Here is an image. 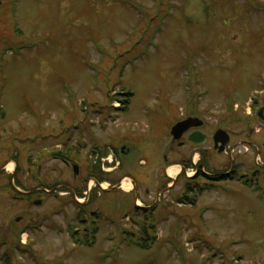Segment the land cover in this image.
<instances>
[{
    "label": "rangeland",
    "instance_id": "374dc122",
    "mask_svg": "<svg viewBox=\"0 0 264 264\" xmlns=\"http://www.w3.org/2000/svg\"><path fill=\"white\" fill-rule=\"evenodd\" d=\"M188 118L202 146L172 137ZM7 255L264 264V0H0V264Z\"/></svg>",
    "mask_w": 264,
    "mask_h": 264
},
{
    "label": "water",
    "instance_id": "95a60500",
    "mask_svg": "<svg viewBox=\"0 0 264 264\" xmlns=\"http://www.w3.org/2000/svg\"><path fill=\"white\" fill-rule=\"evenodd\" d=\"M263 110L260 112L259 116H262ZM203 124L199 119L195 118H188L182 122L177 123L171 130V135L175 141H179L182 139L184 134H186L188 131H190L193 128H199ZM190 142L197 146H202L206 141L207 137L200 133V132H195L190 136ZM230 143V136L228 135L227 132L223 130H219L216 132L214 135V144L215 148L219 151V153H222L225 151V148L229 145ZM56 156H60L67 160V158L61 156L60 154Z\"/></svg>",
    "mask_w": 264,
    "mask_h": 264
},
{
    "label": "trees",
    "instance_id": "16d2710c",
    "mask_svg": "<svg viewBox=\"0 0 264 264\" xmlns=\"http://www.w3.org/2000/svg\"><path fill=\"white\" fill-rule=\"evenodd\" d=\"M123 96H125L124 98L125 99H121V103L126 107L128 104H129V101H130V99H128L129 98V96H131V94H127V93H124V94H122ZM74 149L72 148V151H73ZM102 156H105V155H102ZM185 168H187V167H185ZM89 169H90V167H89ZM235 173L236 172H232V174H223L222 176H217V177H212V176H205V174L204 173H202V172H200V174H198V176L199 177H201V176H203V177H205L208 181H211V182H219V181H223L224 179L225 180H227V178L229 179H231L232 177L231 176H233V175H235ZM88 174H89V178L91 179V178H94V179H96L97 180V182L98 183H102V182H104V181H107L108 180V177L105 175V173H103L102 171H101V167H100V163L99 164H96V165H93L92 167H91V172H90V170L88 171ZM229 175V176H228ZM247 177V176H246ZM244 178V177H243ZM12 180H15V183H16V185L17 186H19V182H17L16 181V179H15V177H10V182L12 181ZM190 182H192V181H188V184L190 183ZM246 182H248V181H246ZM75 190V189H74ZM81 191L80 190H75L74 191V193L76 194V195H79V193H80ZM190 195H192L193 197L192 198H190L189 196ZM191 199L193 200L194 199V194L191 192V190L190 191H187V193H186V195H185V197H184V199H183V201H191ZM180 201H182V200H180ZM93 235V234H92ZM93 238H94V235H93ZM84 240H86V242L87 243H85L87 246H93V243H92V241L94 240H88V239H84ZM6 262H7V264H9L10 263V258L8 257V255H7V260H6Z\"/></svg>",
    "mask_w": 264,
    "mask_h": 264
},
{
    "label": "flooded vegetation",
    "instance_id": "af4514ba",
    "mask_svg": "<svg viewBox=\"0 0 264 264\" xmlns=\"http://www.w3.org/2000/svg\"><path fill=\"white\" fill-rule=\"evenodd\" d=\"M203 127H200V128H197V129H191L190 131H188L184 136H183V138L187 141V143H189L190 141V136L193 134V133H195V132H202V129ZM203 133V132H202ZM182 138V139H183ZM189 141V142H188ZM208 142V141H207ZM190 144V143H189ZM190 146H193V144L192 145H190ZM194 147V146H193ZM198 149H200V147L198 148V147H196L195 148V150H198ZM201 149H203V147H201ZM214 149H215V147H214ZM62 152H64V151H62ZM61 153V152H60ZM63 155H64V153H62ZM63 161V160H62ZM64 162V164L66 165V167H69V168H71L73 171H74V173L75 174H77V167H78V164L76 163V160H74V159H71L70 158V161H63ZM92 166H93V164H92ZM79 169V168H78ZM87 173H88V171L90 170V172H91V167H90V169H89V166H87ZM75 189V188H74ZM76 190V189H75Z\"/></svg>",
    "mask_w": 264,
    "mask_h": 264
},
{
    "label": "bare ground",
    "instance_id": "6f19581e",
    "mask_svg": "<svg viewBox=\"0 0 264 264\" xmlns=\"http://www.w3.org/2000/svg\"><path fill=\"white\" fill-rule=\"evenodd\" d=\"M8 170L10 171V172H12L13 171V168H14V165L13 164H10V165H8ZM179 173V170H178V167H170L169 169H168V175L171 177V178H174L177 174ZM129 180L127 179V180H125L124 181V183H123V187H124V189L126 190V191H130V189H131V187H130V185H129Z\"/></svg>",
    "mask_w": 264,
    "mask_h": 264
}]
</instances>
